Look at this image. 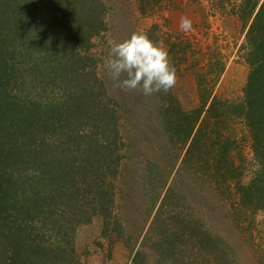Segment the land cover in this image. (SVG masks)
Returning <instances> with one entry per match:
<instances>
[{"label":"rangeland","instance_id":"rangeland-1","mask_svg":"<svg viewBox=\"0 0 264 264\" xmlns=\"http://www.w3.org/2000/svg\"><path fill=\"white\" fill-rule=\"evenodd\" d=\"M93 1L92 5L91 0H19L21 4L8 11L13 16V28H6L10 38L6 40L9 48L4 56L9 64L4 74L10 73L13 80L7 77L10 82L5 78L6 85L0 83V96L20 95L25 99V108L34 101L37 110L35 118L26 121L11 112L2 118L0 174L10 180L7 186L14 203L11 202L18 210L21 208V212L16 209L14 213L25 218L24 224L32 230L23 231L26 239L30 237L36 244L51 249L52 255L41 263L36 253L32 254V264H133L135 248L143 245V239L151 242L156 236L151 231L152 223L170 186L174 188L156 232L165 233L171 228L180 235L186 234V220L193 219L212 235L209 245L201 244L197 253L200 260L210 252L211 263L201 264H264V212L254 213L240 205L237 186L238 182L250 184L258 167L245 121L234 116L219 124L206 120L209 137L201 144L202 154L185 156L207 115L208 105H202V96L210 95L208 103L214 96L233 102L244 97L250 72L245 59L246 35L253 19L247 23L235 10L243 0H100L103 6ZM88 8L98 22L86 14ZM47 10L50 15L59 14L69 21L77 36L83 25L88 48L79 47L81 54L75 53L58 36L53 47L46 43L45 51L33 49L32 43L28 44L29 29L36 27L34 34L44 30L43 36L52 39L57 34L51 20L43 19L48 22L46 26L38 24ZM184 16L193 23L187 33L180 29ZM136 31L145 32L153 41H163L167 48L177 70V83L169 92L145 96L139 90L122 91L107 74L104 61L110 42L123 41ZM33 52L38 56L32 57ZM83 64L88 73L86 88L96 95L80 104L66 122L68 106L63 104V97L70 86L65 77ZM92 67L105 88L104 95L100 84L89 74ZM1 76L0 73V79ZM173 105L191 115L204 108L199 120L194 121V116L189 119L195 127L185 144L183 137L189 130L176 132L178 115L171 108ZM83 115L95 116L89 119ZM166 118L172 119V124L167 126ZM113 120L123 139L122 144L118 141L117 146L113 145L121 149L116 176L109 168L116 164L109 161V153L102 146L105 136L113 138ZM64 129L65 133L61 132ZM48 140L53 143L57 159L66 160L68 142L72 146L69 157L86 163L88 170L78 172L81 176L89 173V177L84 182L77 176L81 183L68 195L72 200L59 201L50 209L44 203L39 212L36 196L45 186L33 171L43 166V161L49 162V158L41 154L43 160H36L35 152L46 151ZM86 151L91 154L85 160ZM208 151L211 155L207 156ZM12 152L20 158L12 161L6 156ZM203 155L210 156V165ZM223 159L237 169L235 174L230 172L233 177H228L225 168L217 167ZM100 165L99 172L95 167ZM94 178L103 185L101 192L109 191L105 197L110 207L106 216L94 213L90 204L97 190ZM29 197L35 200L28 204ZM14 254L9 253L12 264H30L28 257L17 261ZM150 254L158 257L155 250L151 249ZM188 254L185 251V256ZM198 260L186 259L185 264H199Z\"/></svg>","mask_w":264,"mask_h":264},{"label":"trees","instance_id":"trees-1","mask_svg":"<svg viewBox=\"0 0 264 264\" xmlns=\"http://www.w3.org/2000/svg\"><path fill=\"white\" fill-rule=\"evenodd\" d=\"M11 0H0V73L1 79L0 83L6 85L3 80L7 77L13 80L12 75L10 73H5V66L9 64L7 58H5L4 53L8 50L9 47L6 46V40L10 38V33L6 32V28L8 30H12L13 26L10 24L11 19L13 18L12 13H9V9L14 5H20L21 2L16 0V2L10 3ZM99 5L103 6L100 0H96ZM94 1L91 0V4L93 5ZM51 6V4H49ZM92 7V6H91ZM90 7V8H91ZM4 8V9H2ZM90 8H88L86 14L90 17H93V13L90 12ZM237 13L243 18L245 22H249L252 18V22L247 31V48H246V61L250 67V72L247 79V84L244 87V97L239 102H233L229 100H223L218 96H214L211 99V102L208 103L209 94L207 97L202 96V102L204 106L208 105L207 115L198 129L196 136L190 143L185 156L191 157L195 156V153L198 152L200 155L202 154L201 144L202 142H206L208 130L205 125V121L208 119H213L216 124H219L226 117H238L245 121V124L249 130V133L252 138L253 147L255 150L256 161L258 163V167L255 169L254 176L252 177L250 184H241L238 182V190L240 194V205L245 206L252 212L263 211L264 212V0H243L241 5L238 6ZM43 19H48L52 21V27L54 31L57 33L55 37H44L43 31L39 33H32L34 31L33 27L28 30L27 36L29 43H32V48L40 51H45V44H49L52 46V42L57 41V37L61 38V41L64 45L76 51L75 53H80V48L87 49L89 46V42L87 39H84V34H87V31L83 32V25L78 28V32L80 36H77L75 33L74 27H72L64 17L59 14L50 15L47 12L42 15L41 19H39L38 24L46 26L48 22L43 21ZM93 19L98 22V17H93ZM103 23V21H102ZM56 26V27H54ZM96 32H99V29L96 27ZM59 34V35H58ZM74 34V35H73ZM76 36V38H73ZM53 47V46H52ZM86 47V48H85ZM55 49V48H54ZM32 57H37V53H31ZM69 66V64H68ZM90 66H88L89 68ZM4 70V72H1ZM89 74L93 75L94 82L100 84L101 94H105V88H102V83L98 79L95 73V68L92 67V70L89 71ZM87 66L85 64L79 65L75 71V68L72 70V74H67L65 79L69 82V88L66 90V94L63 97V104L68 106L65 111V120L68 122V119L73 116V112L80 106V104H84V102L90 98L95 96L94 93L87 89L86 87V78H87ZM7 78L8 82L10 79ZM77 87V88H76ZM81 89V90H76ZM25 99L20 95H12L11 97L0 96V122H3L2 118H7L10 112L18 117V119L22 121H26L30 118H35L34 111L37 110V102L31 101L27 108H25ZM178 107V105H177ZM171 108L175 109L174 105ZM177 112V121L176 127L177 133H181L183 131L189 130L187 136L183 137L184 144L188 140L191 135L192 129L195 127V123L193 120H189L192 116H194V121L199 120L201 114L204 112V108L195 110L193 114L182 111L179 107L175 109ZM98 115V114H96ZM95 116V115H94ZM94 116L83 115L82 118L86 117L92 119ZM168 124H172V119H168ZM187 121V123H186ZM88 123L89 121H84ZM114 125L113 131L114 135L111 139L109 136H105V142H103V148L105 149V153H109L108 159L113 164H116V167L110 168V173L113 176H116L119 171V163L121 161L120 156V147L113 148V145L117 146L118 141L123 143V139L120 136L119 130L116 127V120L112 121ZM63 127L64 123L62 124ZM70 127V125H68ZM93 130V129H91ZM94 131V130H93ZM61 132L65 133V129ZM180 135V134H179ZM67 145V152L71 156L72 146L68 142H65ZM53 143H50L49 140L47 142L46 151L37 153L38 155L36 160H43L41 154H46L49 158V162L43 161L40 168L35 167L33 171L35 175L44 183V190H42L38 196H36V209L40 212L43 204L45 203L46 208L50 209L54 204L65 203L72 200L70 195L78 183H81L78 180V175L81 174L78 172L82 170L86 172L88 169L85 166L86 163L81 162L78 159H71L69 155H67V160L65 158L57 159L55 155L57 153L52 147ZM214 147V145H213ZM2 145H0V149ZM36 148H38L36 146ZM198 150V151H197ZM211 150V149H210ZM4 152V150H3ZM26 150L24 151V153ZM228 152V148L224 150L223 158H226V153ZM7 157H11V159L18 160L20 158L19 155H15L14 153H7ZM90 152L86 151L84 153L85 160L90 157ZM204 154V153H203ZM210 154V151L207 152V156ZM205 155V154H204ZM203 158L206 161V164H211L209 157ZM211 155V154H210ZM223 159V163L220 161L217 163V167L219 169L225 168L226 172H228V177L232 173L235 174L237 169L233 167V165L226 164V161ZM28 162V161H26ZM49 164V165H48ZM78 167L76 168V166ZM32 167V166H31ZM33 168V167H32ZM86 168V170H85ZM95 170L99 172L102 170V166L95 167ZM217 170L218 172L220 170ZM222 174V173H221ZM153 174H151V177ZM89 177V173L85 176H81L84 182H86V178ZM10 180L8 178H4L2 174H0V264H12V258L9 257L10 252H15L12 256L16 258V260H20L26 258L29 260V263L32 264L31 255L36 253L39 263L41 260H45V257H49L52 255L51 249L46 248L43 244H36L34 239H26L25 233H29L31 231L27 226V223L24 224L25 218H19L16 213H14L17 209V206L13 204L11 193L8 188V183ZM93 182L97 185V190L93 197V201L90 204L93 207L94 213H101L106 216L107 210L110 208L105 202V197L108 194V190H102L101 184L97 183V179L94 178ZM174 187L170 186L167 189L165 199L162 200L160 207L156 213L155 219L153 220L151 231L156 235L154 239H151V242H148L147 239H143L142 244L138 249L135 248L134 256H133V264H185V260H198L197 253L199 250L198 247H207L209 245V237H211V233L207 229H203L202 226L198 225L196 221L193 219L186 220L185 233L180 235L177 231L173 229H167L165 233L159 231L156 232V226L162 222V217L164 213V208L167 204V199L170 197V193ZM113 195V194H112ZM160 195L157 197L158 201ZM35 200L33 197H29L27 199V203L29 204L31 201ZM13 203H12V202ZM113 201V197H112ZM16 207V208H15ZM24 208V206H23ZM101 208V209H98ZM17 209L16 211H20ZM22 222V223H18ZM17 223V226H15ZM25 231V233L23 232ZM35 238H38L35 236ZM217 242V241H216ZM167 244V245H166ZM38 247H34V246ZM47 246V245H46ZM151 249L155 250L158 253V257L156 258L155 254L153 257L151 256ZM42 250V253L40 251ZM188 252V256H185ZM211 251V250H210ZM212 252V251H211ZM210 253V252H209ZM205 254L200 260H198L199 264L203 262H210L212 254ZM28 257V258H27ZM32 257H35L34 255ZM211 263V262H210Z\"/></svg>","mask_w":264,"mask_h":264},{"label":"clouds","instance_id":"clouds-1","mask_svg":"<svg viewBox=\"0 0 264 264\" xmlns=\"http://www.w3.org/2000/svg\"><path fill=\"white\" fill-rule=\"evenodd\" d=\"M192 28L191 19L181 17V31L187 33ZM104 68L122 91L139 90L145 96L167 93L177 83V70L163 41H153L143 31L133 32L123 41L110 42Z\"/></svg>","mask_w":264,"mask_h":264}]
</instances>
